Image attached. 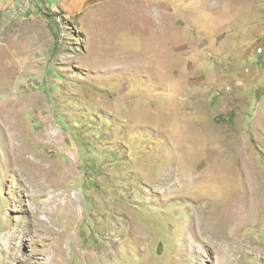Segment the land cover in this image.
I'll return each instance as SVG.
<instances>
[{
	"label": "rangeland",
	"instance_id": "374dc122",
	"mask_svg": "<svg viewBox=\"0 0 264 264\" xmlns=\"http://www.w3.org/2000/svg\"><path fill=\"white\" fill-rule=\"evenodd\" d=\"M0 264H264V0H0Z\"/></svg>",
	"mask_w": 264,
	"mask_h": 264
},
{
	"label": "bare ground",
	"instance_id": "6f19581e",
	"mask_svg": "<svg viewBox=\"0 0 264 264\" xmlns=\"http://www.w3.org/2000/svg\"><path fill=\"white\" fill-rule=\"evenodd\" d=\"M14 112H15V111H14ZM14 112H13V113H14ZM10 121H11V120H10ZM4 123H5V122H4ZM6 124H7V123H6Z\"/></svg>",
	"mask_w": 264,
	"mask_h": 264
}]
</instances>
